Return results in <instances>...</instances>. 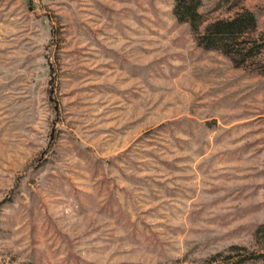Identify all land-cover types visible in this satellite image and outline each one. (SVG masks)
<instances>
[{
  "label": "rangeland",
  "instance_id": "374dc122",
  "mask_svg": "<svg viewBox=\"0 0 264 264\" xmlns=\"http://www.w3.org/2000/svg\"><path fill=\"white\" fill-rule=\"evenodd\" d=\"M174 4L0 0V264H264V50Z\"/></svg>",
  "mask_w": 264,
  "mask_h": 264
},
{
  "label": "trees",
  "instance_id": "16d2710c",
  "mask_svg": "<svg viewBox=\"0 0 264 264\" xmlns=\"http://www.w3.org/2000/svg\"><path fill=\"white\" fill-rule=\"evenodd\" d=\"M174 1L176 17L189 22L198 31V43L221 50L236 66L244 65L264 50V31L259 30L257 15L245 5V0H220V6L226 4L228 11L233 13L215 18L202 32L199 26L205 20L200 11L203 0Z\"/></svg>",
  "mask_w": 264,
  "mask_h": 264
}]
</instances>
